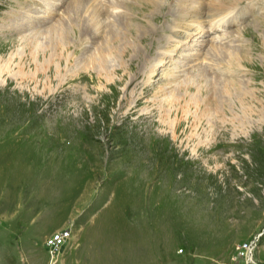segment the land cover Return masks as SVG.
Listing matches in <instances>:
<instances>
[{
    "label": "rangeland",
    "instance_id": "obj_1",
    "mask_svg": "<svg viewBox=\"0 0 264 264\" xmlns=\"http://www.w3.org/2000/svg\"><path fill=\"white\" fill-rule=\"evenodd\" d=\"M148 1L0 0V264H264V0Z\"/></svg>",
    "mask_w": 264,
    "mask_h": 264
},
{
    "label": "bare ground",
    "instance_id": "obj_2",
    "mask_svg": "<svg viewBox=\"0 0 264 264\" xmlns=\"http://www.w3.org/2000/svg\"><path fill=\"white\" fill-rule=\"evenodd\" d=\"M157 1L158 0H149L148 2L150 4H152V6L154 8H156L157 6ZM88 4V2H87ZM87 4H84L83 2L82 3H78V4H74L72 6V10L70 12V14L68 15V19L66 21H61L58 23V25L52 27L50 30H47V32H50V31H59V29L62 31L65 32H68L69 28L76 25V23H79V24H82V25H85L86 24V27L87 29L88 28H91L93 30H95L94 28H97L98 27V23L96 21L97 19V15L99 14L96 10L97 9H92V8H89L87 7L86 5ZM149 4V5H150ZM101 6V4H96V6ZM95 7V6H93ZM216 7V6H215ZM110 8V5L109 7ZM222 5L220 7V9H222ZM211 9V8H210ZM217 9V7H216ZM219 9V8H218ZM201 10V9H200ZM218 11V10H217ZM225 11V10H224ZM100 12V11H99ZM103 12V10H102ZM211 13V12H209ZM220 13V12H219ZM223 12L221 11L220 14H222ZM226 13V12H225ZM229 13V12H228ZM226 13V14H228ZM196 14V13H195ZM219 14V16H220ZM201 15V14H200ZM203 15V14H202ZM209 15V14H208ZM215 15V14H214ZM224 15V14H223ZM99 16V15H98ZM106 16V15H105ZM211 17L213 16V14L210 15ZM209 16V17H210ZM34 17H38L39 18H42L40 15L39 16H34ZM83 17H87L83 20ZM100 17V16H99ZM104 17V16H103ZM107 17V16H106ZM198 17V16H197ZM186 19V18H185ZM222 19V18H221ZM121 20V19H120ZM201 20V19H199ZM206 20V19H205ZM232 21V20H231ZM115 22V21H114ZM112 22V23H114ZM185 22V21H184ZM190 22V21H189ZM41 24V22H39ZM117 23V22H116ZM122 23V22H121ZM199 23V22H198ZM202 23V22H201ZM234 23V22H233ZM186 24V23H185ZM191 24V22L189 23ZM204 23H202L203 25ZM206 24V23H205ZM217 24V23H216ZM126 27H124V29H122L121 31H118L117 29L119 27H117V35H120L121 32H123V34H121L123 36V39H124V42L127 43L126 45L122 46L120 48V55H117V50L115 47H110L109 48V54L107 53V55L109 57L112 58V56H114L113 58L115 57H118L120 58L119 61H120V68L122 70H125V68H129V65H132V64H135L136 67L138 68V70L142 71L143 67L142 65L144 66L146 63H147V60H146V52L142 51V47L141 46L140 48L138 47L139 44L141 42H145L148 38H150V35L153 33V26H151L150 23H147V22H144V24H140V26L138 24H136V26H133L132 22H129V20L127 19L126 20ZM199 25V24H198ZM224 25H225V22H224ZM79 26V25H78ZM110 26V25H109ZM211 26V25H210ZM212 26H215V25H212ZM223 26V25H222ZM230 26V25H229ZM197 27V26H196ZM23 28V27H22ZM49 28V27H48ZM110 29V27H109ZM129 29L130 31H132V34H130L129 32ZM100 30V28H99ZM111 31H115L114 29H110ZM198 30V29H196ZM200 30V29H199ZM203 30V29H202ZM201 30V31H202ZM240 31V30H239ZM95 32V31H93ZM198 33L196 34H200L199 31H197ZM60 34V33H59ZM96 34V33H95ZM98 34V33H97ZM130 34L131 37H128V35ZM207 34V33H206ZM205 34V35H206ZM67 37V36H66ZM44 38V36H43ZM46 38H47V35H46ZM130 38V39H133L132 40V44H129L127 42V39ZM211 39V38H210ZM199 40V38H198ZM206 41V40H205ZM157 42V41H156ZM207 43V42H206ZM134 44V45H133ZM142 45V44H140ZM207 45V44H206ZM107 46V45H106ZM218 47V46H217ZM113 48V49H112ZM144 48V47H143ZM216 48V47H215ZM177 50V49H176ZM219 49H215V52H217ZM222 50V48H221ZM220 50V52H221ZM224 51V50H223ZM232 51V50H231ZM224 52H227V50H225ZM126 53H128V55L126 56ZM186 54V53H185ZM224 56H226L225 54H223ZM227 56H228V60L231 61L233 64H235V60L239 59L238 57V54H236L235 52L234 53H228L227 52ZM110 58V59H111ZM164 56H159L157 57V61L156 63H152L147 65L145 71H144V79L146 80L147 84L150 82L149 80L152 78V76L154 75V73L157 71V63H163L164 61ZM128 62V64H127ZM221 63V62H220ZM238 64H240L239 62H237ZM173 76V75H172ZM173 78V77H172ZM216 79V78H215ZM218 79V78H217ZM228 79V78H227ZM117 79L115 80H112L110 81L111 84L115 85L117 82ZM225 82H229L231 80H223ZM198 86V85H197ZM116 88V87H115ZM118 92V91H117ZM263 114V113H262Z\"/></svg>",
    "mask_w": 264,
    "mask_h": 264
},
{
    "label": "built area",
    "instance_id": "obj_3",
    "mask_svg": "<svg viewBox=\"0 0 264 264\" xmlns=\"http://www.w3.org/2000/svg\"><path fill=\"white\" fill-rule=\"evenodd\" d=\"M73 238V230L72 227H69L64 230L57 231L53 233L47 240L46 246L48 248V252L51 258V264L56 262L59 258V254L66 247L68 242ZM256 239H251L247 242L240 244L237 247L238 254L245 257L247 264L252 262L254 257V251L256 247Z\"/></svg>",
    "mask_w": 264,
    "mask_h": 264
},
{
    "label": "water",
    "instance_id": "obj_4",
    "mask_svg": "<svg viewBox=\"0 0 264 264\" xmlns=\"http://www.w3.org/2000/svg\"><path fill=\"white\" fill-rule=\"evenodd\" d=\"M264 232V231H263Z\"/></svg>",
    "mask_w": 264,
    "mask_h": 264
}]
</instances>
